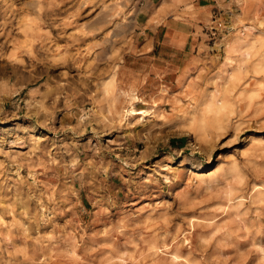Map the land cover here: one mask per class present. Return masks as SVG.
Returning a JSON list of instances; mask_svg holds the SVG:
<instances>
[{
  "label": "rangeland",
  "instance_id": "374dc122",
  "mask_svg": "<svg viewBox=\"0 0 264 264\" xmlns=\"http://www.w3.org/2000/svg\"><path fill=\"white\" fill-rule=\"evenodd\" d=\"M142 3L0 0V264H264V0Z\"/></svg>",
  "mask_w": 264,
  "mask_h": 264
},
{
  "label": "crops",
  "instance_id": "0c3cea01",
  "mask_svg": "<svg viewBox=\"0 0 264 264\" xmlns=\"http://www.w3.org/2000/svg\"><path fill=\"white\" fill-rule=\"evenodd\" d=\"M159 0H143V7L137 17L140 18L142 11L150 12L152 14V17L160 18L159 22L157 23V26H160L163 24L164 16H165V10L162 7H160L158 4L155 5V7L152 5V2H157ZM216 0H183V3L179 6L180 9L183 10L182 17L179 19L180 21L186 22V24L194 25L196 20H203L208 17V13L213 9V5ZM188 4V5H187ZM149 14V16H150ZM149 16L146 18L148 19ZM167 24V23H165ZM168 26L172 27V25L168 24ZM180 36H189L188 33L185 31H180L178 33Z\"/></svg>",
  "mask_w": 264,
  "mask_h": 264
},
{
  "label": "built area",
  "instance_id": "2783aa9c",
  "mask_svg": "<svg viewBox=\"0 0 264 264\" xmlns=\"http://www.w3.org/2000/svg\"><path fill=\"white\" fill-rule=\"evenodd\" d=\"M226 26H227L226 23L222 19L213 17L209 25H207L206 28L209 30L210 34L213 37H216L217 35H220V33L226 29Z\"/></svg>",
  "mask_w": 264,
  "mask_h": 264
},
{
  "label": "bare ground",
  "instance_id": "6f19581e",
  "mask_svg": "<svg viewBox=\"0 0 264 264\" xmlns=\"http://www.w3.org/2000/svg\"><path fill=\"white\" fill-rule=\"evenodd\" d=\"M85 2V1H84ZM82 4V3H81ZM111 17V16H110ZM106 20V19H105ZM105 22V21H104ZM108 22V21H107ZM20 30H21V28H20ZM112 43H113V40H112V38L110 37V40H107V42H106V45H111V46H113L112 45ZM106 48L107 47H104V48H102V52H105L106 54H108V51L106 50ZM30 49V48H29ZM249 52V51H248ZM16 57V56H15ZM143 110V109H142ZM136 112H139V110H137V111H135L134 110V108H132L131 109V113H136ZM142 112V111H141ZM40 130V129H39ZM41 134V133H40Z\"/></svg>",
  "mask_w": 264,
  "mask_h": 264
}]
</instances>
